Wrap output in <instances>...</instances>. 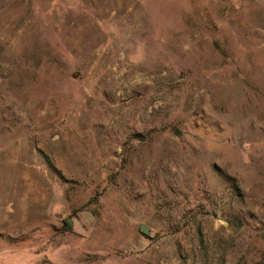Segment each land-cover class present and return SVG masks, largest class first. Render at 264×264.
I'll return each instance as SVG.
<instances>
[{"label": "rangeland", "instance_id": "obj_1", "mask_svg": "<svg viewBox=\"0 0 264 264\" xmlns=\"http://www.w3.org/2000/svg\"><path fill=\"white\" fill-rule=\"evenodd\" d=\"M0 264H264V0H0Z\"/></svg>", "mask_w": 264, "mask_h": 264}, {"label": "trees", "instance_id": "obj_2", "mask_svg": "<svg viewBox=\"0 0 264 264\" xmlns=\"http://www.w3.org/2000/svg\"><path fill=\"white\" fill-rule=\"evenodd\" d=\"M66 224H67L68 229H71L73 227V222L70 219L66 221Z\"/></svg>", "mask_w": 264, "mask_h": 264}, {"label": "water", "instance_id": "obj_3", "mask_svg": "<svg viewBox=\"0 0 264 264\" xmlns=\"http://www.w3.org/2000/svg\"><path fill=\"white\" fill-rule=\"evenodd\" d=\"M142 232L148 235L150 234V230L144 226L142 227Z\"/></svg>", "mask_w": 264, "mask_h": 264}]
</instances>
